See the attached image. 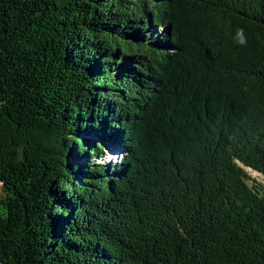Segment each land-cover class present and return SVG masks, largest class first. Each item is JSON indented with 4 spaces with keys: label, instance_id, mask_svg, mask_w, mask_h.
Returning <instances> with one entry per match:
<instances>
[{
    "label": "trees",
    "instance_id": "obj_1",
    "mask_svg": "<svg viewBox=\"0 0 264 264\" xmlns=\"http://www.w3.org/2000/svg\"><path fill=\"white\" fill-rule=\"evenodd\" d=\"M247 168L264 0H0V259L264 264Z\"/></svg>",
    "mask_w": 264,
    "mask_h": 264
},
{
    "label": "rangeland",
    "instance_id": "obj_2",
    "mask_svg": "<svg viewBox=\"0 0 264 264\" xmlns=\"http://www.w3.org/2000/svg\"><path fill=\"white\" fill-rule=\"evenodd\" d=\"M161 27L162 26H159L157 28V30L158 31L161 30L160 32L166 30L165 28H161ZM114 148H116L115 151H114ZM106 151H107V153L110 152V155L107 154V156H109V157H107L106 159H103V162L106 164L110 163L113 165L116 162V159L120 160L122 157L125 156L124 148L115 147V145H107L105 147V152ZM247 169H248V172L252 178H254L256 181H258L259 183H262L264 185V176L261 173H259L258 171H255L251 168H247ZM0 192H1V187H0Z\"/></svg>",
    "mask_w": 264,
    "mask_h": 264
},
{
    "label": "water",
    "instance_id": "obj_3",
    "mask_svg": "<svg viewBox=\"0 0 264 264\" xmlns=\"http://www.w3.org/2000/svg\"><path fill=\"white\" fill-rule=\"evenodd\" d=\"M114 151H115V149H114ZM0 264H9V263H7L6 261L0 259Z\"/></svg>",
    "mask_w": 264,
    "mask_h": 264
}]
</instances>
